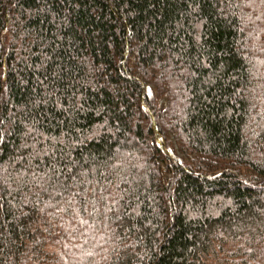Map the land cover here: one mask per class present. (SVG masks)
<instances>
[{"label": "trees", "instance_id": "1", "mask_svg": "<svg viewBox=\"0 0 264 264\" xmlns=\"http://www.w3.org/2000/svg\"><path fill=\"white\" fill-rule=\"evenodd\" d=\"M0 264H264V0H0Z\"/></svg>", "mask_w": 264, "mask_h": 264}]
</instances>
